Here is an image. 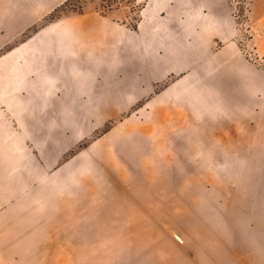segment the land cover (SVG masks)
<instances>
[{
  "label": "crops",
  "instance_id": "1",
  "mask_svg": "<svg viewBox=\"0 0 264 264\" xmlns=\"http://www.w3.org/2000/svg\"><path fill=\"white\" fill-rule=\"evenodd\" d=\"M66 1L0 0V264H42V167L94 131L91 122L110 119L185 71L156 99L162 122L176 114L169 106L181 109L171 134L160 126L176 145L177 169L240 171L236 182L247 186L252 204L227 206L223 214L231 233L229 218H239L247 241L224 243L228 258L192 264H232L233 244L259 259L264 77L239 49L228 1L134 0L141 4L135 28L92 9L68 12L26 35Z\"/></svg>",
  "mask_w": 264,
  "mask_h": 264
},
{
  "label": "rangeland",
  "instance_id": "2",
  "mask_svg": "<svg viewBox=\"0 0 264 264\" xmlns=\"http://www.w3.org/2000/svg\"><path fill=\"white\" fill-rule=\"evenodd\" d=\"M227 1L239 49L264 77V0ZM140 8L131 0H73L56 18L95 9L132 26ZM187 75H173L154 85L151 96L106 121L91 122L94 131L52 167H42V264H77L80 256L87 264H150L156 259L192 264L228 258L224 243L247 241L248 229L239 218H229L231 233L223 216L227 206L252 207L245 198L247 186L236 182L240 171L179 170L174 141L160 134L163 123L164 133L176 129L181 109L169 106L176 114L162 122L156 99ZM232 246V264H264V247L257 259L250 249Z\"/></svg>",
  "mask_w": 264,
  "mask_h": 264
},
{
  "label": "trees",
  "instance_id": "3",
  "mask_svg": "<svg viewBox=\"0 0 264 264\" xmlns=\"http://www.w3.org/2000/svg\"><path fill=\"white\" fill-rule=\"evenodd\" d=\"M73 0H67L62 6H60L55 12H53L51 15H49L48 17H46L45 19H44V21L42 22V24L41 25H39V26H34L28 33H26V35H29L30 33H32V32H35L40 26H42V25H44V24H46L47 22H49V21H51V20H53V19H55L56 18V14L60 11V10H62L64 7H66L69 3H71ZM132 2H135L134 0H131ZM103 14V13H102ZM137 20H138V18H136V22H137ZM136 22H135V24L134 25H132V26H130L131 28H135V26H136Z\"/></svg>",
  "mask_w": 264,
  "mask_h": 264
}]
</instances>
